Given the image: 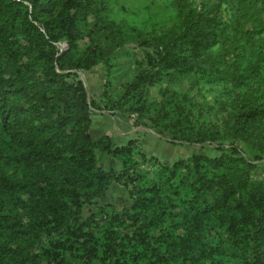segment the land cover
Returning <instances> with one entry per match:
<instances>
[{
	"label": "trees",
	"instance_id": "obj_1",
	"mask_svg": "<svg viewBox=\"0 0 264 264\" xmlns=\"http://www.w3.org/2000/svg\"><path fill=\"white\" fill-rule=\"evenodd\" d=\"M107 1L0 0V264H28L29 252L38 239L71 227L76 214L53 190L77 195L79 188L104 174L96 160L76 159V155L116 150L107 134L91 139L87 94L75 73L90 70L127 41L124 21L115 23L102 14ZM228 1L231 24H220L211 0H201L199 6H194V0H174L180 29L168 28L153 37L158 51L149 61L151 69L137 72L119 102L109 106L120 108L129 103L128 108L137 116L145 115L156 125L160 116L169 115L162 113L163 105L157 112L151 111L156 105L148 101L147 86L169 76L168 69L195 67L210 80L229 83L225 96L213 103L204 101L186 114L176 103V138L208 142L219 152L213 157H193L195 166L204 162V171L197 170L208 181L206 195L211 197L205 199L204 211L224 207L250 186V173L256 165L246 154L247 147L257 153L254 158H264V0ZM133 39L140 41L141 37ZM60 40H66L65 50L56 45ZM193 118L196 126L185 129V123ZM214 170L217 173L207 177ZM105 175L124 186L128 183L126 176L112 170ZM261 185L252 191L246 214L239 220L249 224L250 235L243 238H248L250 255L245 252L249 250L246 243L237 245L234 231L223 243L239 249L247 264H264ZM107 209L112 220L124 219L134 227L127 234L128 241L126 235L124 240L112 237L104 257L107 264H125L122 255L130 247L125 242H153L137 225V215H130L127 207L116 211L106 204L77 225L83 264L97 261L94 242L103 234L90 232L91 225L96 217L108 213ZM26 215H36L45 227L27 223L23 219ZM230 221H235V216ZM244 224L240 232L246 230ZM233 226L231 223L229 230ZM156 250L152 247L151 253L158 255ZM47 260L49 264L68 262L66 255L58 254Z\"/></svg>",
	"mask_w": 264,
	"mask_h": 264
},
{
	"label": "rangeland",
	"instance_id": "obj_2",
	"mask_svg": "<svg viewBox=\"0 0 264 264\" xmlns=\"http://www.w3.org/2000/svg\"><path fill=\"white\" fill-rule=\"evenodd\" d=\"M194 1V6H199L201 0ZM211 4L215 5L212 11L216 12L220 24H231L230 2L211 0ZM102 14L115 23L124 21L122 29L127 41L121 49L90 70H76L75 73L87 94L91 139L107 134L112 137L116 150L110 154L96 152L75 156L76 159L96 160L95 165L100 164L104 174L101 171L102 174L97 175L91 184L79 188L77 195L53 190L61 200L70 204L76 216L71 219V227L38 239L29 252L28 264H49L48 256L56 254L59 257L66 255L67 264H83L77 225L106 204L114 206L116 211L127 207L130 215L138 216L137 225L142 232L153 241L145 244L135 240L125 242L130 245L125 251L124 247L121 249L125 264H247L239 249L224 247L223 243L234 231L238 235L237 245L246 243L249 248L246 254L251 251L248 238H243L250 235L249 224L239 220L246 214V201L252 191L259 183L264 187V158H254L257 153L247 147L246 154L256 165L250 173V186L231 197L224 207L204 211V201L211 197L209 193V197L206 195L208 181L202 179L197 170L204 171V162L195 166L193 157L200 154L213 157L219 152L208 142L199 144L177 139L173 133L177 128L178 109H183L186 114L204 101H218L226 95L229 83L210 80L195 67L168 69L169 76L147 86L148 101L156 105L151 111L157 112L163 105L162 113L169 115L160 116L156 125H151L145 115L137 116L128 108L129 103L120 108L109 107L119 102L137 72L151 69L149 61L158 51L153 37L168 28L179 30L181 23L174 0H108ZM135 35H140L141 40L135 41ZM79 44L82 45L83 41ZM56 45L60 50L67 48L66 40H60ZM164 92L167 96L163 95ZM176 103L181 105L180 108ZM185 126L187 130L189 126H196L194 118ZM94 169L92 167L91 173ZM108 170L126 176L127 185L105 175ZM211 173L217 172L211 171L207 177ZM45 191L48 192V187ZM107 212L102 218L96 217L91 225L90 232L103 234L94 242L99 255L94 264H107L104 257L110 250L113 236L122 238L126 235L128 241L127 234L134 230L128 226L129 221H114L109 215L110 209ZM232 216L235 221H230ZM23 219L36 227H45L36 215H26ZM231 223L234 226L229 230ZM242 224L246 230L240 232ZM153 245L158 255L151 253Z\"/></svg>",
	"mask_w": 264,
	"mask_h": 264
}]
</instances>
